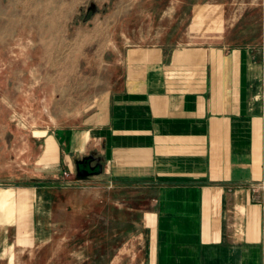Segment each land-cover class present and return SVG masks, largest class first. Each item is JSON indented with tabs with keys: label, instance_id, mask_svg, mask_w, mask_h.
Instances as JSON below:
<instances>
[{
	"label": "crops",
	"instance_id": "obj_1",
	"mask_svg": "<svg viewBox=\"0 0 264 264\" xmlns=\"http://www.w3.org/2000/svg\"><path fill=\"white\" fill-rule=\"evenodd\" d=\"M155 1L113 17L73 110L50 111L42 94L20 149L19 127L0 126V264L44 251L52 264V237L72 228L54 216L70 208L140 231L147 264H264V16L247 33L228 0ZM88 156L89 173L67 182Z\"/></svg>",
	"mask_w": 264,
	"mask_h": 264
},
{
	"label": "rangeland",
	"instance_id": "obj_2",
	"mask_svg": "<svg viewBox=\"0 0 264 264\" xmlns=\"http://www.w3.org/2000/svg\"><path fill=\"white\" fill-rule=\"evenodd\" d=\"M228 1L229 15L234 20L237 15L242 14L241 21H246L240 23V26L247 33L250 32L253 16H264V6L258 4L264 3V0ZM132 2L133 0H0V126L7 128V132L10 126L19 127L18 149L21 147L20 139L24 136V129L30 128L32 122H41L39 111L42 94H49L50 111L74 109L75 98L84 88H80V84H86L81 81L91 78L92 60L89 62V59L106 45L113 17L127 10ZM155 2L153 8L157 11L162 9L158 4L160 2ZM256 3L259 5L258 9L253 7ZM146 21L144 32L148 36L151 19ZM34 82L41 85L47 82L48 86H33ZM64 94L67 98L65 104L61 101L59 103L58 97ZM27 109L34 112V121L31 116L25 117ZM9 111L18 114L12 124L8 119ZM18 166L21 172V165ZM22 174L25 172L22 171ZM70 176L68 179L63 177L67 182L72 176V179L78 178L76 171ZM82 184L83 186L77 184L79 188H75L85 190L92 186ZM8 196L9 194H1L0 204L4 209L9 201ZM69 210L64 217H61L64 214L54 216L55 219L62 218L72 228L67 232H56L52 237L48 249L56 256L52 264H58V261L59 264H74V256L75 264H78L77 261L82 262L79 264H94L89 261L92 251L96 250L101 254V264H147L143 248L139 245L143 238V235L139 237L140 231L133 228L128 232L112 228L104 230L108 226L95 225L96 221L102 220L100 214L77 215L76 210ZM126 237L128 241L125 240ZM93 242L105 243L108 247H95ZM113 250V262H107ZM45 257L46 251L38 254L35 257L36 264H43ZM22 259L26 261L29 256Z\"/></svg>",
	"mask_w": 264,
	"mask_h": 264
},
{
	"label": "water",
	"instance_id": "obj_3",
	"mask_svg": "<svg viewBox=\"0 0 264 264\" xmlns=\"http://www.w3.org/2000/svg\"><path fill=\"white\" fill-rule=\"evenodd\" d=\"M91 159H93V157L92 156H88V157H85L82 161H79V162L76 163L77 164V167H76V175H82V174H88L89 173L88 172V169L80 170L79 167H78V164L81 163V162H83V161H87V160L89 161ZM95 166H97V168H98L97 170L98 171L101 169V165L98 163V161H97V163L94 166H89V169L90 170H93V168Z\"/></svg>",
	"mask_w": 264,
	"mask_h": 264
},
{
	"label": "built area",
	"instance_id": "obj_4",
	"mask_svg": "<svg viewBox=\"0 0 264 264\" xmlns=\"http://www.w3.org/2000/svg\"><path fill=\"white\" fill-rule=\"evenodd\" d=\"M66 175V172H63V176H65ZM74 179H69V181L68 182H72Z\"/></svg>",
	"mask_w": 264,
	"mask_h": 264
}]
</instances>
